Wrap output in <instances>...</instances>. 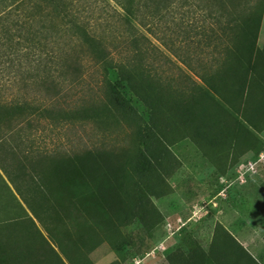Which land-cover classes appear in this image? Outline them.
Returning <instances> with one entry per match:
<instances>
[{
  "label": "trees",
  "instance_id": "trees-1",
  "mask_svg": "<svg viewBox=\"0 0 264 264\" xmlns=\"http://www.w3.org/2000/svg\"><path fill=\"white\" fill-rule=\"evenodd\" d=\"M113 1L119 17L95 27L81 0H0L11 264H93L87 253L103 242L124 249L129 227L163 220L153 197L171 191L173 144L189 139L214 159L252 148L264 129V0ZM85 59L100 68L101 97L66 108L63 81L78 79ZM75 119L102 138L79 150L41 144ZM166 261L262 264L219 221L206 249L177 247Z\"/></svg>",
  "mask_w": 264,
  "mask_h": 264
},
{
  "label": "rangeland",
  "instance_id": "rangeland-1",
  "mask_svg": "<svg viewBox=\"0 0 264 264\" xmlns=\"http://www.w3.org/2000/svg\"><path fill=\"white\" fill-rule=\"evenodd\" d=\"M79 5L85 10L84 19L95 27L105 26L119 17L120 7L113 0H81ZM141 29L148 33L146 27ZM263 38L264 11L260 42ZM161 47L165 49L163 45ZM101 82L100 68L85 59L78 79L63 81L59 94L62 106L80 107L99 99ZM18 89L14 88L13 93ZM256 135L259 138L252 148L241 154L242 150H226L214 159L189 139L173 144L170 148L179 164L166 178L171 191L153 197L163 215L162 222L150 231L142 226L129 227L131 240L124 249L114 250L109 243L103 242L87 253L88 259L93 264H167V254L177 247L187 249L197 242L206 249L214 224L219 221L241 242L245 238L246 241L253 239L254 245L242 243L264 264V244H261L264 235V160L255 165L247 164L264 152V129ZM100 137L101 131L94 122L75 119L53 130L47 129L40 141L50 149L79 150L95 145ZM258 143L260 150L256 152ZM1 174L0 207L3 210L11 197L2 190L9 184Z\"/></svg>",
  "mask_w": 264,
  "mask_h": 264
},
{
  "label": "crops",
  "instance_id": "crops-1",
  "mask_svg": "<svg viewBox=\"0 0 264 264\" xmlns=\"http://www.w3.org/2000/svg\"><path fill=\"white\" fill-rule=\"evenodd\" d=\"M9 186H4V190L11 197V182L6 178ZM1 182V180H0ZM6 208L0 207V264H11V199L6 204ZM264 236V235H263ZM261 237L264 244V238ZM245 244L254 245L253 239L245 238L242 240Z\"/></svg>",
  "mask_w": 264,
  "mask_h": 264
},
{
  "label": "built area",
  "instance_id": "built-area-1",
  "mask_svg": "<svg viewBox=\"0 0 264 264\" xmlns=\"http://www.w3.org/2000/svg\"><path fill=\"white\" fill-rule=\"evenodd\" d=\"M262 160H264V152H261L260 154H259V157L257 158V160H255V159H252L251 161H248L247 162V164H257L259 161H262Z\"/></svg>",
  "mask_w": 264,
  "mask_h": 264
}]
</instances>
